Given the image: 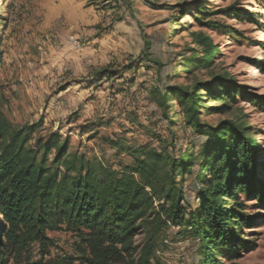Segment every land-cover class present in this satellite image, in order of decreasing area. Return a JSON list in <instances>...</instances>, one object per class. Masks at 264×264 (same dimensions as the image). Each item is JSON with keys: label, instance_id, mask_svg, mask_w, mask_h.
<instances>
[{"label": "trees", "instance_id": "16d2710c", "mask_svg": "<svg viewBox=\"0 0 264 264\" xmlns=\"http://www.w3.org/2000/svg\"><path fill=\"white\" fill-rule=\"evenodd\" d=\"M257 1L264 8V0ZM196 11L194 19L200 25L218 28L205 22L210 14L204 5ZM6 21L0 13V26ZM193 36L198 50L180 66L192 74L213 68L218 53L209 37ZM112 73L106 68L98 75ZM163 90L152 91L153 101L162 110L177 103L186 129L194 134L190 148L177 157L168 146L135 148L125 140H108L118 155L131 159L119 169L71 153L70 141L59 134L40 138L30 147L38 126L13 129L0 113V264L6 263L4 250L9 246L22 255L31 245L42 251V259L34 264H73V258L45 261L54 246L47 233L59 231L79 239L76 251L83 264H152L170 226L196 239L199 264H224L251 249L242 234L255 223L240 197L264 207L263 150L241 118L214 125L202 117L227 114L241 99L264 109V97L223 75L192 88ZM195 167L199 196L192 209L184 185Z\"/></svg>", "mask_w": 264, "mask_h": 264}, {"label": "rangeland", "instance_id": "374dc122", "mask_svg": "<svg viewBox=\"0 0 264 264\" xmlns=\"http://www.w3.org/2000/svg\"><path fill=\"white\" fill-rule=\"evenodd\" d=\"M41 1L47 2L0 0V13L7 19L0 26V113L13 129L38 126L31 135L30 147H36L40 138L46 140L59 134L70 141L71 153L115 169L130 164L131 159L126 154L118 155L108 140H125L135 148L161 150L168 146L175 149L178 157L182 150L190 148L194 134L186 129L177 103L162 110L153 101L154 89L192 88L197 82L223 75L247 88L250 94L264 97V8L257 0H85L86 6L95 11H119L106 16L115 15L122 32H129L132 54L129 60L125 55L116 61L115 66H80L82 78L75 76L74 66H36L38 47L43 51L42 42H50L57 28L71 25L69 30L72 34L76 32L74 24L63 20L47 34ZM69 1L76 5L75 0ZM198 5H204L205 12L210 14L205 22H213L218 28H207L195 21ZM72 14L83 16L76 9ZM80 29V33H86L88 28L80 26ZM108 29L99 26L98 34ZM193 33L209 37L217 45L218 53L213 68L192 74L183 72L180 66L194 54L193 50H198ZM72 34L69 37L76 38ZM77 40L82 43L80 49L73 48L69 39L68 44L80 51L83 42ZM159 66H163L160 71ZM106 68L113 75H98ZM76 85H80L73 92L77 99L69 92V86ZM238 118L256 134L264 163V109L241 99L231 112L204 115L202 121L217 125ZM195 154L199 160L201 150L197 149ZM197 175L195 167L193 174L186 176L184 185L192 209L198 206ZM240 199L255 223L242 234L244 240L251 242V249H243L237 258L223 263L264 264V207L244 196ZM47 235L54 246L45 261L73 258V264H83L78 260L79 239L74 234L59 231ZM1 242L7 245L3 237ZM4 252L5 264H34L42 259L38 245L28 246L22 255L13 252L10 246ZM199 254L191 234L170 226L152 264H199Z\"/></svg>", "mask_w": 264, "mask_h": 264}, {"label": "crops", "instance_id": "0c3cea01", "mask_svg": "<svg viewBox=\"0 0 264 264\" xmlns=\"http://www.w3.org/2000/svg\"><path fill=\"white\" fill-rule=\"evenodd\" d=\"M85 2V0H75L76 5L74 6L73 3L70 4L69 0H47L45 3L41 1L42 20L45 21L48 29L47 34L52 31L54 25L63 20L69 24H74L76 32L72 34L69 30L71 25L57 28L56 32L51 35L50 42H42L44 45L43 51H40L41 49L38 47L39 64H36V66H74L77 71L75 76L82 78L83 71L80 66H101V68L103 66H115L116 61L119 62L120 59H124L125 55L128 57L132 54L129 45V32H122L115 15L106 16L116 10L95 11L92 6L87 7ZM73 9H76L83 16L80 17V14L79 17L73 15ZM115 13H119V11ZM80 26L88 28L87 32L80 33ZM99 26H108L109 29L98 34L99 30L97 28ZM70 34L82 40L83 48L80 51H76L69 46ZM46 38L49 39V35ZM129 58L127 59L129 60ZM79 87L80 85H76V87L69 86V92L75 99L78 97L73 92L76 93Z\"/></svg>", "mask_w": 264, "mask_h": 264}, {"label": "built area", "instance_id": "2783aa9c", "mask_svg": "<svg viewBox=\"0 0 264 264\" xmlns=\"http://www.w3.org/2000/svg\"><path fill=\"white\" fill-rule=\"evenodd\" d=\"M69 43L75 49H80L82 47V43L78 41L76 38H74L73 36L69 37Z\"/></svg>", "mask_w": 264, "mask_h": 264}]
</instances>
